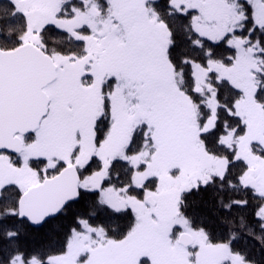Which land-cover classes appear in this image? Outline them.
<instances>
[{
    "label": "snow or ice",
    "instance_id": "1",
    "mask_svg": "<svg viewBox=\"0 0 264 264\" xmlns=\"http://www.w3.org/2000/svg\"><path fill=\"white\" fill-rule=\"evenodd\" d=\"M0 264H264V0H0Z\"/></svg>",
    "mask_w": 264,
    "mask_h": 264
}]
</instances>
